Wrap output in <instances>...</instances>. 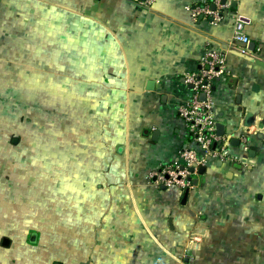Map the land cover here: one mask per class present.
Segmentation results:
<instances>
[{"label":"crops","instance_id":"obj_1","mask_svg":"<svg viewBox=\"0 0 264 264\" xmlns=\"http://www.w3.org/2000/svg\"><path fill=\"white\" fill-rule=\"evenodd\" d=\"M205 1L0 0V264H264V130L184 203L152 178L190 144L184 78L209 48L225 135L264 125V0L235 7L253 61L231 53L232 12L194 22Z\"/></svg>","mask_w":264,"mask_h":264},{"label":"built area","instance_id":"obj_2","mask_svg":"<svg viewBox=\"0 0 264 264\" xmlns=\"http://www.w3.org/2000/svg\"><path fill=\"white\" fill-rule=\"evenodd\" d=\"M238 1L207 0L200 5L190 7L188 11L194 22L198 18H204L210 25L221 23L225 15L232 12L234 33L229 48L248 56L251 40L245 34V27L250 20L232 8V3ZM200 67L197 72L185 76L184 84L189 86L190 96L179 107V114L191 138L190 144L179 151L178 158L172 164L152 175L155 184L164 186L166 190L173 192L182 193L193 189L195 187L193 178L198 174L200 168L207 169L218 162H222V164L236 163L238 157L232 151L231 142L233 139L239 140L241 152L248 158L251 139L264 130V125L253 123L250 127L243 125L238 131L237 137L219 136L215 92L217 85L230 76L225 55L209 48L201 58ZM203 94L204 100L201 97ZM202 241L203 238L200 234H192L188 248L192 250Z\"/></svg>","mask_w":264,"mask_h":264},{"label":"water","instance_id":"obj_3","mask_svg":"<svg viewBox=\"0 0 264 264\" xmlns=\"http://www.w3.org/2000/svg\"><path fill=\"white\" fill-rule=\"evenodd\" d=\"M236 5H237V3L233 2L232 3V8H235ZM250 48H251V50H254L255 49V44L251 43L250 44ZM231 53L233 55L237 56V57H240V58L246 60V61H253L252 58H250L249 56L243 55V54H241V53H239L237 51L233 50V51H231ZM201 97H202L203 100L205 99L204 94ZM241 98H242V96H239V98H238L239 104L241 103ZM241 110H242V108H240V112H241ZM253 123H254V114L252 112H248L245 115L244 126L250 127V126L253 125ZM217 133H218L219 136L225 135L226 130H225V126L223 124H218ZM231 143H232L233 146H239V144H240L238 139H233ZM255 156H256V152L252 151L251 152V157L254 158ZM221 165H222V162H218V166L220 167ZM205 171H206L205 168H200L198 172H199V174L203 175L205 173ZM196 183L197 182H194V184H196ZM162 189L165 190L166 188L164 186H162ZM188 194H189V190H186L185 194H184L183 203L186 201V199L188 197ZM9 244H10V241L8 239H4L3 240V245L4 246L8 247Z\"/></svg>","mask_w":264,"mask_h":264},{"label":"rangeland","instance_id":"obj_4","mask_svg":"<svg viewBox=\"0 0 264 264\" xmlns=\"http://www.w3.org/2000/svg\"><path fill=\"white\" fill-rule=\"evenodd\" d=\"M20 13H21V12H20ZM21 14H24V13H21ZM19 24H20V26L23 27V28H24V26H27L26 22H25V21H22V20L19 21ZM24 40H25V39H24ZM6 232H7V231H5V232L0 231V252L3 250V248H6V246L3 245V240H4L3 238L7 239V237L2 236V234L5 235ZM191 246L194 247V245H192V244H191Z\"/></svg>","mask_w":264,"mask_h":264}]
</instances>
